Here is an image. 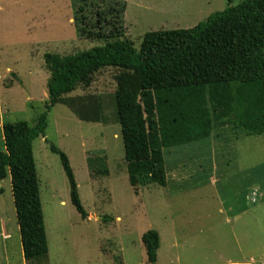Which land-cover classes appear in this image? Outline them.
<instances>
[{"label":"rangeland","instance_id":"obj_1","mask_svg":"<svg viewBox=\"0 0 264 264\" xmlns=\"http://www.w3.org/2000/svg\"><path fill=\"white\" fill-rule=\"evenodd\" d=\"M88 2L85 13L95 16L97 7ZM124 2L126 35L138 48L147 32L191 28L229 6L228 0L119 4ZM78 4L0 0V151L6 149L3 124H35L48 114L34 154L49 243L45 261L26 260L9 176L0 182V264H152L143 241L152 229L161 238L156 264H226L251 257L263 264L264 135L229 126L210 138L167 149L168 186L135 189L114 105L116 68L102 70L90 88L70 94L100 102L106 119L83 120L63 103L48 110L51 73L45 54L68 55L105 44L79 34ZM51 144L70 159L87 218L73 203L61 155Z\"/></svg>","mask_w":264,"mask_h":264},{"label":"trees","instance_id":"obj_2","mask_svg":"<svg viewBox=\"0 0 264 264\" xmlns=\"http://www.w3.org/2000/svg\"><path fill=\"white\" fill-rule=\"evenodd\" d=\"M88 1L79 0L76 10L79 34L105 44L74 54H45L51 73L47 108L63 103L83 120L106 119L100 102L70 94L90 88L102 70L116 68L114 105L135 189L168 186L167 149L210 138L229 126L264 135V0H243L236 6L228 0L225 10L194 27L147 32L139 48L126 35L125 2L92 0L97 13L91 17L85 13ZM47 116L35 124H3L6 149L0 151V181L12 178L24 255L32 263L49 254L34 154V141L45 136ZM51 150L61 155L73 203L87 218L68 155L55 144ZM143 241L149 261L156 264L159 232L147 231Z\"/></svg>","mask_w":264,"mask_h":264},{"label":"crops","instance_id":"obj_3","mask_svg":"<svg viewBox=\"0 0 264 264\" xmlns=\"http://www.w3.org/2000/svg\"><path fill=\"white\" fill-rule=\"evenodd\" d=\"M0 182H2V181H0ZM254 259V264H259L258 262H257V260L254 258V257H251V259L250 260H244V261H239V262H228V263H226V264H234V263H240V264H252V260ZM264 264V263H263Z\"/></svg>","mask_w":264,"mask_h":264},{"label":"built area","instance_id":"obj_4","mask_svg":"<svg viewBox=\"0 0 264 264\" xmlns=\"http://www.w3.org/2000/svg\"><path fill=\"white\" fill-rule=\"evenodd\" d=\"M254 262H255V261H254V259H253V260H252V264H254Z\"/></svg>","mask_w":264,"mask_h":264}]
</instances>
